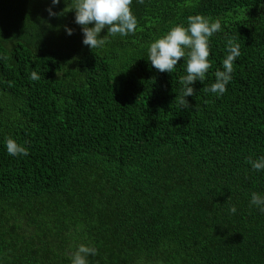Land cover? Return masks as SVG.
Instances as JSON below:
<instances>
[{
    "label": "trees",
    "instance_id": "trees-1",
    "mask_svg": "<svg viewBox=\"0 0 264 264\" xmlns=\"http://www.w3.org/2000/svg\"><path fill=\"white\" fill-rule=\"evenodd\" d=\"M49 5L0 0V264H71L79 244L97 250L88 264H264L249 203L264 171L248 163L264 156V0H133L136 31L92 50ZM196 14L222 30L186 109L185 60L159 72L147 52ZM229 40L240 56L217 97Z\"/></svg>",
    "mask_w": 264,
    "mask_h": 264
},
{
    "label": "clouds",
    "instance_id": "clouds-1",
    "mask_svg": "<svg viewBox=\"0 0 264 264\" xmlns=\"http://www.w3.org/2000/svg\"><path fill=\"white\" fill-rule=\"evenodd\" d=\"M143 2V0H139ZM61 0H50L46 8L50 17L63 15L68 11L74 12V23L82 31V44L90 50L103 48L109 36H127L137 29V18L132 11L133 0H64V8L60 12L53 11V6ZM106 28V34L100 33ZM65 33L72 35L73 29L65 25ZM222 30L219 20H211L200 14L187 17V24H176L166 33L155 38L148 46L147 60L159 72L172 73L178 62L185 60L184 72L179 83L181 85L179 104L183 108H190L186 97L193 96V85L199 81L203 83L206 73L212 67L208 57L210 55L209 39ZM240 56L239 45L228 41L227 54L222 61V69L214 73L215 82L206 91L222 96L227 91V85L232 79L233 65ZM186 58V59H185ZM31 80L40 77L36 72L30 75ZM6 152L10 156H27V148L14 138H7L4 142ZM251 170L264 171V156L248 161ZM250 206H255L264 213V194L252 192ZM230 212L235 213L233 205ZM96 248L79 244L71 253V264H88L87 257L96 255Z\"/></svg>",
    "mask_w": 264,
    "mask_h": 264
}]
</instances>
